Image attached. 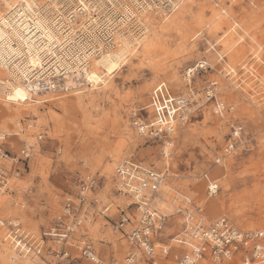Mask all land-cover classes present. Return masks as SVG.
<instances>
[{
	"label": "rangeland",
	"instance_id": "rangeland-1",
	"mask_svg": "<svg viewBox=\"0 0 264 264\" xmlns=\"http://www.w3.org/2000/svg\"><path fill=\"white\" fill-rule=\"evenodd\" d=\"M119 1L117 7L122 6L125 16L124 4L135 10V0ZM172 1L173 6L171 0H146L147 9L156 13L155 22L106 86L83 84L74 89L80 90L77 94L69 88L40 103L34 95L29 103L11 109L0 98L5 147L20 155L24 142L33 146L30 159L21 162L24 172L12 176L9 187L0 192V214L17 219L32 243L40 242L42 231L66 200L77 202L84 185L95 180L86 193L97 200L96 214L84 227L102 258L121 259L126 242L115 223L120 210L128 211V201L116 191L113 167L124 157L166 169L167 181L203 200L209 217L226 215L239 228H264V0ZM137 11L144 22L145 10ZM131 22L134 30L141 27ZM188 68H195L189 77ZM161 81L172 94L192 89L196 96L216 82V98L233 110L222 118L213 112L214 102L207 101L169 138H144L132 125L131 110L147 105L151 89ZM229 119L240 122L243 131L236 149L224 154ZM204 172L219 186L209 198L201 178ZM4 233L1 227L0 264H24L26 256L29 264L53 262L52 257L46 261L32 252H20L12 261L15 250ZM47 245L55 244L44 239ZM68 264L92 263L73 259Z\"/></svg>",
	"mask_w": 264,
	"mask_h": 264
},
{
	"label": "built area",
	"instance_id": "built-area-1",
	"mask_svg": "<svg viewBox=\"0 0 264 264\" xmlns=\"http://www.w3.org/2000/svg\"><path fill=\"white\" fill-rule=\"evenodd\" d=\"M35 3L37 16L34 19L26 13L19 18L23 23L28 22L23 38L27 37L29 46L22 48V53L31 55L35 63L21 59L9 63V67L13 70L17 65L21 67L31 83L30 88L38 92L67 93L69 90L63 84L67 75L88 68L102 49L114 48L120 37L127 34L126 28L133 27L130 22L122 29L128 19L115 0H78L77 3L35 0ZM146 3V0H135L136 7L132 6L140 10ZM118 35L121 36L118 38ZM6 58V54L0 57L1 65L6 63ZM216 94V82H210L202 96H196L192 89L186 94H172L165 82H158L150 91L149 103L131 110L132 125L144 138H169L207 101L214 102L213 112L224 118L232 112L233 106L218 100ZM227 122L229 134L224 154L236 149L243 131L237 120ZM5 139V134L0 132V187L4 190L12 176L24 172L25 165L21 162H27L33 152V146L24 142L20 155L11 154L5 147ZM219 161L217 158L216 162ZM165 173L166 169H155L132 157L115 163L116 191L128 201V211L120 210L115 223L126 242L121 259L102 258L84 227L96 214L93 210L97 200L86 193L95 187V180L84 185L77 202L71 198L66 200L61 212L42 231L36 245L28 240L17 219L0 214V228H7L4 240L16 250L24 247L26 252L42 260L52 257L53 262L48 261L49 264H68L73 259L93 264H227L231 259L237 264H264V228H239L226 215L209 217L204 202L171 185ZM202 177L207 197L215 195L219 189L216 179L209 178L205 172ZM109 208L108 205L103 211ZM101 214L108 215L107 212ZM44 239L55 245L44 247Z\"/></svg>",
	"mask_w": 264,
	"mask_h": 264
},
{
	"label": "bare ground",
	"instance_id": "bare-ground-1",
	"mask_svg": "<svg viewBox=\"0 0 264 264\" xmlns=\"http://www.w3.org/2000/svg\"><path fill=\"white\" fill-rule=\"evenodd\" d=\"M21 1L23 2H21L20 4L17 3L18 0H0V4L3 5V10L0 9V55L2 56L3 54H6V56H8V58L4 59L6 63L4 62L5 64H0V98L2 97L6 101V104L10 109L17 103H29V100L34 95L39 98L35 100L39 101V103L42 102V100L51 101V98H55L52 97L54 96L52 94H55L53 92H38L30 88L31 83L27 80V75L21 67H18L17 65L15 66V70L9 67V63L21 59H25L26 63H35V60L31 55H23L22 53V48H24L25 46H29L27 37L23 38L24 30L26 31L28 22L23 23V21L19 20V18L22 17L23 13H26L27 15H29L30 19H34L37 16V12L35 9L36 3L35 0ZM77 1L78 0H71V2L74 3H77ZM129 1L133 3L134 0ZM172 3L174 5V2L171 0L169 5H172ZM118 4H120V1L118 2ZM124 6L125 10L127 11L126 19H128L129 15H133L137 11L133 10L129 5L124 4ZM148 7V4H142V8L137 11L140 13L145 10L142 14L144 22L142 20H139L142 18L136 17V15L138 16L137 13L133 15V18L130 16L131 18L129 19V21H127V25L133 20L137 21L134 26L136 27L137 25H141V27L138 26L139 29L137 28V30H134V27L131 28L129 25L128 28H126V35L122 37H120L121 35H118V38L120 37L119 40L117 38L119 43L117 42V45L114 46V48L102 49L101 53L92 59V62L88 68H83V71H76L72 74H68L64 79V86H66L68 90L69 88H71L72 91H75V94L79 93L80 90L76 91L74 89H79V86L83 84H87L91 88H98L101 84L102 87L106 86L108 83V78H111L113 73L119 70L124 65L126 56L130 53H133V51L135 52L138 47L137 44H139L141 40H145V38H147V29L149 30L148 27L152 26L156 19V13H154L153 9L149 11ZM123 28L124 27H122V29ZM194 70L195 68H188L186 70L187 76L189 77L190 74L194 72ZM49 93L51 95H49ZM1 94L4 95L2 96ZM58 98L59 97H57L56 99ZM33 109V111H36L35 107ZM16 124H18V121H16ZM2 133L5 134L4 132H1V134ZM169 142H166L165 144V152L167 150L166 146L169 144ZM152 167L155 168L154 166ZM201 178L203 177L201 176ZM0 189L4 190V187H0ZM209 197L211 196H208V198ZM8 220L10 221L11 218L9 217ZM4 228L7 229L6 227ZM33 244L35 245L36 243ZM13 249L15 250V254L11 257L12 261L16 260V255H18L20 252H25L26 254L30 253L26 252V249L24 247H21V251L16 250L14 247ZM29 259L30 258L26 256L23 259L24 264H29ZM234 260L235 259H231L227 264H230L231 261Z\"/></svg>",
	"mask_w": 264,
	"mask_h": 264
},
{
	"label": "crops",
	"instance_id": "crops-1",
	"mask_svg": "<svg viewBox=\"0 0 264 264\" xmlns=\"http://www.w3.org/2000/svg\"><path fill=\"white\" fill-rule=\"evenodd\" d=\"M0 132H2V131H0ZM4 133H5V132H4ZM5 134H6V133H5ZM166 176H167V175H166ZM8 187H9V186H8ZM8 187H7V188H8ZM0 192H1V193H2V192L4 193V192H5V190H3V189H0Z\"/></svg>",
	"mask_w": 264,
	"mask_h": 264
}]
</instances>
